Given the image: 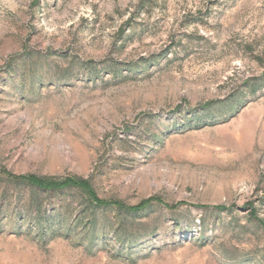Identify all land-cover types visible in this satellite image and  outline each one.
Listing matches in <instances>:
<instances>
[{"label": "rangeland", "instance_id": "1", "mask_svg": "<svg viewBox=\"0 0 264 264\" xmlns=\"http://www.w3.org/2000/svg\"><path fill=\"white\" fill-rule=\"evenodd\" d=\"M0 264H264V0H0Z\"/></svg>", "mask_w": 264, "mask_h": 264}, {"label": "trees", "instance_id": "2", "mask_svg": "<svg viewBox=\"0 0 264 264\" xmlns=\"http://www.w3.org/2000/svg\"><path fill=\"white\" fill-rule=\"evenodd\" d=\"M252 87H255L254 85ZM229 99L224 101H220L217 103H227ZM210 104L207 103L204 107H208ZM15 182L26 184L36 190L48 192V193H56L62 192L63 190H70L75 189L80 192L82 195H85L90 203V207L97 208V207H111L117 210L118 212L133 215L137 213L141 208H133L128 209L123 205L117 203H108L101 201L97 195L95 194L94 190L92 189L89 181L83 178L77 177H64V178H57L54 176L50 177H40L33 174L25 175V176H13L12 179ZM30 216L33 218L34 225L38 230H42L45 225V217L46 215L41 210V199L37 196H31V204H28L26 209ZM55 216L56 221L60 222L61 214L58 212L55 215H50V217ZM64 218V216H63ZM61 227H65L63 223L60 222Z\"/></svg>", "mask_w": 264, "mask_h": 264}]
</instances>
